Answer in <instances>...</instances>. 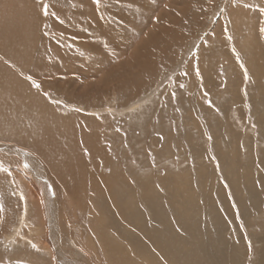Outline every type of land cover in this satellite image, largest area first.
I'll use <instances>...</instances> for the list:
<instances>
[{"label": "rangeland", "instance_id": "obj_1", "mask_svg": "<svg viewBox=\"0 0 264 264\" xmlns=\"http://www.w3.org/2000/svg\"><path fill=\"white\" fill-rule=\"evenodd\" d=\"M19 1H22V0H7V1L0 0V7H1L0 34H2L3 32L4 33L7 32L12 35V33L15 31L14 27L16 26V24L15 26L13 25L7 26L8 27L7 29L5 27V24L3 23L13 21V18L15 21L18 18L16 22L19 20L22 23L23 27L27 25L24 31H25V34H28L29 36V39H27L28 36H26V39L22 42V44L27 45L28 43L29 47L30 46L33 47L35 46V44L39 45V43H45L46 47L45 46L44 47L45 49L47 48L50 53H48L46 49V53L43 54L41 58L42 62H44L45 64L43 67L42 66L36 67L34 66L35 64V61H33L34 59L31 61L32 65L30 67H27V70H28L27 72H30L28 73V75L32 78L31 80L28 79L29 77L28 75L27 76L12 75L11 77L13 79L10 77L11 82L3 81L2 82L3 84L2 83L1 84L4 87L12 84L11 87H15V90L19 87L18 89L19 90L21 89V92L25 90L27 91L28 89L29 93H32V95L37 94L41 96V99L44 100V101H41V103L43 102L44 103L41 104L43 105L42 108L37 109L38 108L37 107L35 109L37 110L36 111L37 113L35 111L33 113V110H25L29 108L27 104L25 106L18 105L19 108L17 106L16 107L14 106L15 108L13 109L15 111L12 109L11 111L10 110L5 111L4 110L6 109L5 107L3 109L0 107L1 109L0 114L2 112L5 115V117L3 114L0 115V127H1L0 129H2L0 131H4V132L14 131L13 133H16V134L18 133V134H28L29 135L31 132L33 131L35 132L33 128L36 129L37 127H39L41 129H38V130L36 129V131L39 133H41L40 131H42V135L44 134V136H48L49 130H50V133H55V131L59 129L60 122H66L65 121L66 119H71L72 117H74L72 115L76 113L77 110H79L81 112L86 113V115L89 116L92 120L97 121L98 123L97 125L100 126V132H102L101 134H103V138H105L104 136H106L105 141L107 142L109 146V150L113 151V152L110 151L111 156H112L111 158L112 162H116L117 164H119L120 169H123V170L125 169L126 171L128 169L127 174H129L130 176L133 174L132 176L136 178L137 173H139L138 176L142 174L141 177L139 176V178L151 177L152 175L153 176H162V175L164 176V175H167V173L169 172L170 176L172 174L170 178L172 179L173 177L174 179L172 180L174 182V180L177 179L176 176L180 174L179 172H181L180 174L181 178L179 181L181 186L191 185L190 180L191 182L192 180H194L193 183L197 185L198 183L197 181H200L201 177L197 176L200 174H198V172L196 174V172L194 171H195V168L198 166L197 164H199L200 166H203L205 168L204 169L205 172H207L208 170L209 177L212 178L210 179L213 180V182L215 181V187H216L215 193L222 202H224V200L226 199L223 197L221 193L222 189L225 190L224 181H226V179H224L222 175L223 172L221 169V164L218 162L219 159L223 158L224 160L227 161L229 160V158L235 157L236 159V157L237 158L239 157L240 162L243 165V170H244L245 160L249 161V164L246 166H251V165L257 164L259 159L261 160V158L264 157V127H263L264 123H262L264 122V116H263L264 115V0H229V1L226 0V2H222L225 0H199V1L183 0L184 3H181L179 5L175 4V2H172L171 0H147V1L142 0L140 4H137L136 11L133 14L131 13V11L129 12L131 8H129V6L125 5L124 3H121L120 5H118L119 3H117V1L116 2L107 1L106 3V0H101V4L99 5V8L100 9L102 8L101 11L104 14V17L107 20V22L108 23L110 22L111 24L110 23L109 24L112 27H114V29H116V32L119 34V40H120L118 41V38L117 40H115L113 38L110 39L107 37L105 39H108V40H106L104 43L102 42L101 44L103 49H98V50H101L99 52H101V54L104 55L105 57L104 59H106V63L109 62L110 65L108 66L110 67L111 65L113 66L115 64H121L123 63V61L129 60L131 51L133 54L135 45L139 44L140 42H142L144 38L147 37V32L149 30L154 28L153 30L150 31L151 33L153 31L158 32L159 29H162L161 27L163 24L160 22L157 23L156 21L159 15H163L164 17L167 16L166 17L168 18L167 21H170L169 25L173 27L174 32H172L169 35L163 34L162 36L164 37L161 36L158 44H161L162 46L166 47V48L161 47L163 48L162 50L164 52L159 50L158 45H155V46H150L151 52L149 51L147 53L149 54L150 59L148 56L146 58L150 60V63L152 65L157 63L154 65L156 66V69H157V70L156 69L154 70V73H157L156 75L153 72H151L150 74H147V73L144 74L143 71L135 69V72L131 74V77L127 78L126 71L125 72L120 71L121 75H119L120 72L119 73L117 72L116 75L114 74L113 79L110 81L113 84L110 87L114 86L113 88L115 87L117 88V95L114 96V102L111 103L109 102V100L104 98L100 102L89 100V104H81V105L69 99L68 96H64V94H62L61 92L59 93V91L55 89L57 88L56 85L58 84L64 85L65 84L64 82L71 81V79H73V76H75L79 72L78 69L74 67L73 68L70 67L72 66L70 65L71 62L67 60L66 57H62L60 60L61 55H58V52L60 53V51H63V50L59 48V45L57 44V40H64L65 38L64 40L65 42L71 43V40H72L71 34H73L71 32H77V30H78V33L81 32L80 36H82V33H83L82 29L84 30L83 23L86 24V19L88 20L89 17H83L80 13L73 14V12H71V10L73 9V6H76V4H78L76 0L75 2H73V0H70V1L69 0H66V1L64 0H27V2L26 0H23V2H26L25 4H22L23 2L20 3ZM17 2L19 3L17 4ZM38 2H42L43 5L44 4L48 5V10L50 12L49 15L45 17V15L42 14L43 8L37 9L35 7V3H38ZM198 2H201V4L198 5L199 4ZM186 3L188 5L190 4V7H191V11H189L188 16L186 14H180L182 10L177 15L175 14L165 15L167 14L166 12L168 10V7L170 8L175 7L177 10H179L181 9V7H184V4ZM78 6L81 7V5L79 4ZM62 8L64 9V12ZM207 8L208 10H206ZM106 10H110V11L119 10L122 12L120 13L121 15L119 13L115 15V14H110L106 12ZM194 12H197V13H194ZM30 13L33 15H31ZM68 13L70 14L68 15ZM38 15L41 18L43 17L44 21L45 19L47 21V22L46 21L44 22L42 20L43 22L42 21L40 22L41 25H40L39 30L35 29L34 28L35 26L33 27L34 22L32 21V17L38 16ZM127 15L130 17H128ZM146 15L148 16L146 17ZM189 15L192 18H194V16H197L198 17L197 23L195 21H192ZM39 16L38 18L40 19ZM220 16H223L224 18ZM10 17L12 20L10 19ZM113 17L117 20L118 22L117 24L113 23V19H114ZM139 17L140 18L143 17V18L140 19ZM48 18L49 19L51 18L50 19L51 21ZM124 18L125 20H123ZM219 18L222 21L221 20L218 21L217 19ZM118 19H121V21H119ZM126 19L128 21H126ZM23 20H25L26 22ZM220 21L222 22V24H220L221 23ZM47 23L48 24L50 23L52 27L48 25ZM119 24L123 28L120 27ZM37 25L38 23H36V26ZM155 25L157 26L154 27ZM58 26H60V28ZM9 27L12 30H10ZM60 30L63 33L66 32V34H62V32H60L61 33L60 34L58 32ZM9 31H11L12 33ZM38 32L40 33L38 34ZM161 32L163 31H160V34ZM84 33H85V30H84ZM173 33L181 34L180 37L181 38L184 37L183 41L178 40L177 41L178 43H176L175 38L171 36V35H174ZM32 36L34 38H32ZM79 40H81V42H84L83 39H79ZM168 41L169 42L172 41L173 43L171 44ZM126 43H130L129 44L130 48L128 47L129 45L127 46ZM243 43L245 44L244 45L245 49L243 47ZM248 43H250L251 46L250 45L247 46ZM120 44L121 45L123 44L122 47H119L121 46ZM0 46H1V41H0ZM200 46L201 47L203 46V47L201 48ZM76 47L78 48L80 47V45L77 44ZM207 47H208V50H207ZM98 48H101V47H98ZM56 49H59V50H56ZM88 49L89 48L87 49L83 48L82 50H84V52L86 53L87 52L89 53ZM198 49L200 50L201 53H198L199 52ZM26 52L30 53V50ZM212 53L214 55H212ZM161 54H163L164 56ZM198 54H199V57H198ZM206 54L208 55V57ZM224 54L227 56H225ZM127 55L129 57H127ZM203 55L206 56V58H204ZM65 56H68V55H65ZM209 56L210 57L214 56V57L210 58ZM207 58L211 61H208ZM200 60H202L203 63H205V65L203 63H202L203 65L200 64L201 63ZM55 62L57 63L56 66L58 65L57 68H55ZM197 63H199L202 66H199ZM58 67L60 68V70ZM44 68L50 73L47 72ZM197 68H198V71H196ZM29 69L31 71H29ZM56 69H58L60 72ZM245 69L247 70L246 72H245ZM54 70L56 72H54ZM39 71H40V74H39L40 77L42 76V74H44L43 77H41L42 79L40 77L38 78L37 73H39ZM130 71L132 72L134 71V69ZM185 73H187V75H185ZM198 73L199 75H196ZM64 75L66 78L64 77ZM25 78H26V81H25ZM95 78L96 76L92 75V79L95 80ZM144 79L147 81H145ZM116 80L119 83L117 84L113 83V82H116ZM33 81H35V83H38L39 85L41 84L40 85L41 88L39 89L36 88L34 86ZM124 81L126 84H124ZM24 82L25 83L27 82V84L25 85ZM98 83L99 82H97V84ZM122 83L124 84V87ZM137 83L141 85V90L136 93L135 84ZM22 85H24L25 88ZM66 86L67 87L65 89L67 90L69 89L70 84L67 83ZM37 90H39V92ZM27 93L28 92H25L27 96L23 95V96H26L27 98V99H24L25 101L28 100L29 93L28 94ZM45 93H47V95H45ZM173 93H175V95H172ZM121 94L122 95L125 94L126 97L123 99V96ZM132 94L135 97L132 98L131 97ZM255 95L256 97H254ZM261 95L262 97H260ZM132 104L140 105V106H138L139 109L137 108L136 111L133 112L132 115H130V112L132 111H130L129 108L127 107L128 106L130 107V105ZM50 107L52 111H54V114H52L53 118H52V115H48V114H51ZM43 108H45V110ZM18 109L20 110L21 115ZM121 109H124V110H121ZM47 111L49 113H47ZM119 111L122 112L123 114L119 113ZM10 113L11 115H9ZM16 113L19 116H17ZM6 114H7V117H6ZM37 114L39 117H37ZM32 115L36 117H33ZM183 115H185V118L187 119L183 120L184 119L182 118ZM57 116H59L60 118L59 117L57 118ZM192 116L194 118H192ZM61 117L64 118L65 120L64 119L61 120L62 119ZM220 117L222 120L220 119ZM22 118L25 120V123ZM49 118L50 119L52 118L51 121H49L50 120ZM108 118H111V119L109 120ZM53 119L54 121H52ZM58 119H59V122H58ZM41 120H43L44 122H42ZM18 121H21V123ZM29 121H30V125H29ZM109 122H111L110 124L112 123L113 124L109 125ZM100 123L101 124L104 123L105 126L103 124L100 125ZM184 124H186L187 126H183ZM258 124H259V127H258ZM3 125L6 127H4ZM151 125H152V128L150 129ZM14 126H16L17 129ZM30 126L32 127V129ZM56 126L58 127L56 128ZM156 126H159V127H156ZM8 127L10 128L9 130H8ZM154 127H156L157 130L154 129ZM179 131H181L182 134ZM213 131L216 132L215 133L216 135H218L216 136L217 138L214 137L215 134ZM229 132L231 133L230 135H229ZM47 133L48 135H46ZM179 134H181L180 136H183V137L182 138L179 137ZM224 136H227V137L225 138ZM147 137L148 139H146ZM222 138L225 140H223ZM183 139H186V140H183ZM212 139L215 142H213ZM216 142L218 143V145H216L217 144ZM220 142L223 143L221 144L222 146L220 145ZM225 143L226 144L228 143L227 144L228 147ZM125 146L127 147V150H125L126 148ZM215 146L217 147L215 148ZM17 147H19L20 149L22 148V149L29 150L30 151L29 153L33 151L30 148L19 144L16 140L8 139V138L0 139V148H1L0 149V159H3L5 162H8L9 164H12L11 169H13L14 172H16V175L14 173L12 174L13 176L11 175L9 178L0 177V186H1L0 204H2L4 208V212L3 210L0 211L1 212L0 218H2L0 219V264H17V263L30 264L32 261L36 262L37 264H59L58 259L52 260L53 256L49 252L50 250L48 251L44 250L41 247L43 246V244L39 242V240L43 241L44 238H48V237L51 238L50 229H52L51 228L52 226L49 224L51 220L49 218L50 216L48 215L49 209H47V204H49L50 202L46 199L48 194L47 195L45 194L47 193V190L46 188H43V186L37 184L39 189L42 191L41 195L39 196L38 201L31 200L32 198L29 197V192L31 191L33 187L30 186V181L33 180L34 183L35 182L37 183V181L35 180V174L29 171V169H27L23 165L25 164L24 163L25 157L23 154H21L22 152H19V150H16ZM191 147H194V148H191ZM164 149H167V150H164ZM156 150L159 152L161 151L160 152L161 154L159 152L156 153ZM168 150H171V151H168ZM189 150L190 151L192 150V153ZM193 150L195 151V154L193 153L194 152ZM232 150H233V153H232ZM187 151L190 152V156H189V152ZM181 152H184V153H181ZM223 152L224 154L225 153L226 154L224 155ZM172 155L174 156L171 157ZM218 156H220V158H218ZM123 162H125L126 164ZM127 164L131 165V167L129 166L130 169H132L133 165H136V166L138 165L137 167L133 166L136 173L133 169H132L133 171L130 170ZM121 165H123L124 168ZM44 166L47 167L45 162H43V167ZM258 168L259 169L261 168L260 164H258ZM130 171L134 173H130ZM185 172L187 173V176L185 175L186 174ZM163 173H166V174H163ZM232 175L234 178L237 177L236 173L234 172H232ZM192 176H194L193 179H192ZM170 178H168L166 181L168 180L170 181ZM19 180H21L24 183H22ZM42 180H45L46 183H51L50 181H46L47 179L44 177L42 178ZM2 181L4 182V186L2 184L3 183ZM8 181L9 183H7ZM5 183H6V186H5ZM23 184H25V186ZM258 187H260L259 192L261 193V198L264 200V182L259 183ZM50 189L51 188H49V192L51 193L50 196L56 201V205L54 204L53 205L54 207L51 208V213H53V215L55 214L53 216L52 221L54 222V224L57 223V227L59 228L58 232L61 235V236L59 235L60 236L59 238H60V243L62 246L60 248H61V251L63 252L62 256L66 258L67 260L68 259L73 260L74 262L78 261L79 264H125V263L126 264L127 263L128 264H170L168 260L162 259L159 253L155 251L154 253L149 251L150 254L149 253L141 254L139 255L140 256L139 257L138 255L134 256L132 253V250L130 251L129 248H127L129 250V253L127 249H125L127 253L121 254L125 257L128 254L127 258L116 259L112 257V255H109L110 253L108 249L104 246L103 240L105 241L106 237L104 238L103 236H105L104 235L105 233H104L103 228L99 227L98 222L96 223L97 216H96V211L94 210V208L91 211L89 209L82 207V205L78 204V202L74 200H73V204L75 202L77 203L73 205L72 204L73 198L68 196V194L65 193L64 190L62 191L63 193H61L62 195L59 194L58 196V192L56 193L53 188H52L53 190L52 189L50 190ZM239 191L233 188L230 194L234 196V198H237L239 196L243 197L245 200H247L248 206L251 205L250 199L252 198H250V193L247 190H245L244 194L239 195L238 194ZM224 192H225L224 194L226 195V191ZM2 193L4 194V196ZM6 194H8L7 196L9 197L11 196L10 197L11 200L9 199V203H7V205L5 203V198H4L6 197ZM66 200H68V202ZM260 201L262 203L258 204L255 207V212L250 211V210L245 211L246 212L245 217L248 218V222L246 221L247 219L243 216L242 210L240 211L241 208L237 206L238 204L237 205L234 204V200L231 205V208H229L230 209L229 214L231 217L230 220L233 223L231 221L230 222L228 221V223H226L225 233L223 236L224 238L227 236L228 238L231 239L232 243L234 244L236 252L239 255H241L239 258L242 261L241 264H257V260H259L261 256V252L263 251L264 240H260V236H264L263 234L264 233V201H262L261 199ZM16 202L19 203L17 205V208L14 207V204ZM5 207H7V209ZM8 207H11V208H8ZM238 213H239L240 218L237 217ZM8 215H11V217ZM8 217L9 219H11V221H9ZM20 219L21 221L22 220L26 221L24 224L25 226L23 225L19 227L20 231L19 233H16L15 230L16 228H18L17 226L21 222ZM94 231H96L97 233ZM33 245H35V247H33ZM129 256L130 257L132 256L134 260L133 259L130 260L131 258ZM113 258L116 260H114ZM178 258L179 259L172 260L171 263L173 262L172 264H176V263L182 264L180 262H182L183 258L181 257L180 254H178ZM136 260L137 262L134 263L133 261H136Z\"/></svg>", "mask_w": 264, "mask_h": 264}, {"label": "bare ground", "instance_id": "obj_2", "mask_svg": "<svg viewBox=\"0 0 264 264\" xmlns=\"http://www.w3.org/2000/svg\"><path fill=\"white\" fill-rule=\"evenodd\" d=\"M64 1H66V0H64ZM76 1L79 5H81L82 8L80 6H78V4L75 3L76 6L72 5L73 9L71 10V12H73V14L80 13L83 17H89L88 20L86 19V24L83 23L84 24L83 28L85 30V33H84L83 29H82V31H83L82 36H80L81 32L78 33V30H77V32H71V33H73V34H71V39H72L71 43L65 42L64 41L65 38H64V40H57V44L59 45V48H61L63 50V51H60V53L58 52V55H61L60 60L62 57H66L67 60H69L71 62L70 65H72V66H70V65H68V66L78 69L79 72H78V74H76L77 76L74 74L75 76H73V79H71V81H68V82L63 81L65 83L64 84L65 86L62 84L61 85L58 84V85H56L57 88H55V89L58 90L59 93L61 92L62 94H64V96H68L69 99H71L72 101H75L76 103H79L80 105L81 104H89V100L100 102L104 98L109 100V102L112 103V102H114V96L117 95V88L116 87L113 88L114 86L110 87L111 85H113L110 81L113 79L114 74L116 75L117 72L119 73L120 71H124V72L126 71L127 72L126 77L130 78L131 74H133L135 72V69L143 71L144 74H146V73L150 74L151 72L154 73V70L156 69V66H154V65L157 63L154 62L155 63L154 65H152L150 63V60H149L150 57H149V54H147L150 51V46L158 45L159 50L164 52L162 50L163 48H161V47H165V46L158 44L160 41V38L163 34H165V35L171 34L172 32H174V29L171 25H169L170 21H167V19H168V18H166L167 16L164 17L163 15H159L157 17L156 21H157V23L160 22L163 24L161 27L162 29H159L158 32L153 31L154 33L153 32L150 33V31L153 30L154 28L149 30L147 32V37L144 38L142 40V42L135 45L134 50H133V54L131 51L130 57L127 55V57H129V60L123 61V59H122L123 63L115 64L113 66L111 65V67H110V66H108V65H110L108 60H107L108 63H106V59H104L105 58L104 55H102L101 52H99L101 50H98V49H103L101 44H102V42L104 43L106 40H108V39H105L107 37L110 39L113 38L115 40H117V38H118V41H120L119 40V34L116 32V29H114V27H112L110 25L111 23L109 22L110 23L109 24L107 22V20L104 17V14L101 11L102 8L100 9L99 5H96L94 3V0H76ZM107 1L108 2H116L117 1V3H119L118 5H120L121 3L128 5L129 8H131V10H129V12L131 11L132 14L136 11L137 4H140L142 2V0H106V3H107ZM171 1L175 2V4H178V5L181 3H184L183 0H171ZM171 1H169V2H171ZM197 1H199V0H197ZM13 2H12V4H13ZM19 2L22 3L23 0L19 1ZM19 2H17V4ZM26 2H27V0H26ZM26 2H23L22 4H25ZM42 2L35 3V7L37 9L43 8ZM73 2H75V0H73ZM222 2H226V0L222 1ZM198 3H199L198 5L201 4V2H198ZM205 3H206V1H205ZM1 5H3V4H1ZM14 5H15V3H14ZM178 5H176V6H178ZM222 6H224V5H222ZM225 6H227V5H225ZM0 10H1V7H0ZM110 10H106V12H108L110 14H115V15H117V13L120 14L122 12L119 10H114V11H110ZM206 10H208V8ZM189 11H191L190 4L188 5L186 3V4H184V7H181V9H179V10H177L175 7H171V8L168 7V10L166 12L167 14H165V15H171V14L177 15L180 12V14H186L188 16ZM14 12H16V11H14ZM32 12H33V10H32ZM63 12H64V9H63ZM63 12H61V13H63ZM38 13H40V12H38ZM194 13H197V12H194ZM69 14L70 13H68V15ZM136 14H138V13H136ZM31 15H33V14H31ZM199 15H200V13H199ZM38 16L32 17V21L34 22V25L33 24L32 25H33V27L35 26L34 28L37 30H39V28H40V25H41L40 22L42 20L44 21L43 17L41 18L39 16L41 19L40 20L38 18ZM125 16H126V14H125ZM147 16L148 15H146V17ZM78 17H80V16H78ZM128 17H130V16H128ZM144 17H145V15H144ZM189 17L192 21H195L197 23V21H198L197 16H194V18H192L189 15ZM220 17H223V16H220ZM136 18H138V17H136ZM141 18H143V17H141ZM10 19H11V17H10ZM131 19H129V20H131ZM16 20L14 21V18H13V21H9V19H8L9 22L3 23V24H5V27L7 29H8L7 26H10V25L15 26V24H16V26L14 27L15 31L13 33L11 31H9L12 33V35L7 33V32H5L6 34L4 32L2 34H0V41H1V46H0V103H1V105H0V107L2 109L5 107L6 108V109H4L5 111L6 110L11 111V109L14 110L13 108H15L16 106L19 108L20 105L25 106L27 104V106L29 108L25 109L27 107L26 106L24 109L25 110H33V113H34V111L35 112L37 111V110H35L37 107H38L37 109L43 107V105H41V104H43L44 102L41 103V101H44V100L41 99V96H39L37 94L32 95V93H29L28 89H27V91L25 90V91L21 92V89L19 90L18 89L19 87H18L15 90V87H11L12 84L7 85L6 87H4L2 85L3 81L9 82L10 79L12 78L11 77L12 75H15V76L25 75V76H27L28 73H30V72H27L28 71L27 67H30L32 65L31 61L33 59H34L33 61H35L34 66H36V67L42 66L43 67L45 65L44 62H42V60H41L43 54L46 53V49H47V48L45 49V47H46L45 43H39L40 46L38 44L37 45L35 44V46H33V47H31V46L29 47L28 43H27L28 46L25 43H24L25 45H23L22 42L26 39V36H28V34H25V31H24V29L27 25L25 27H23L22 23L19 20L16 22ZM118 20L121 21V19H118ZM123 20H125V18ZM176 20H178V19H176ZM217 20L219 21L221 19L219 18ZM23 21H25V20H23ZM45 21H46V19H45ZM126 21H128V20L126 19ZM139 21H141V20H139ZM36 23H38L37 26H36ZM113 23H116V24L118 23L115 18L113 19ZM29 24H30V22H29ZM124 24H126V23H124ZM133 24H134V22H133ZM220 24H222V22ZM48 25H50L52 27V25L50 23ZM119 26H120V24H119ZM156 26L157 25H155L154 27H156ZM58 27L60 28V26H58ZM120 27H122V26H120ZM159 28H160V26H159ZM9 29L12 30L10 27H9ZM56 29H57V27H56ZM71 29H73V28H71ZM220 29H221V27H220ZM222 29H223V27H222ZM160 31H163V32H161V34H160ZM58 32L60 33L62 31L60 30ZM39 33L40 32H38V34ZM55 33H57V32H55ZM67 33H69V32H67ZM62 34H66V32L65 33L62 32ZM180 35L181 34L178 33V34H174L171 36L174 37L176 43H178L177 42L178 40L183 41V39H184V37L181 38ZM162 37H164V36H162ZM32 38H34V37L32 36ZM27 39H29V36ZM79 39H83L84 42H81V40H79ZM112 42H114V41H112ZM49 43H51V42H49ZM169 43L172 44L173 42L171 41ZM77 44L80 45V47L77 48L76 47ZM126 44L128 46L130 43H126ZM122 45L119 47H122ZM244 45L245 44L243 43V47L245 49ZM248 45H250V43H248L247 46ZM98 47H101V48H98ZM128 47L130 48V45ZM83 48H85V49L89 48L88 49L89 53L84 52V50H82ZM210 49H211V47H210ZM28 50H30V53L26 52ZM56 50H59V49H56ZM170 50H171V48H170ZM207 50H208V47H207ZM47 51H48V53H50L48 49H47ZM198 51H199L198 53H201L199 49H198ZM201 51H202V49H201ZM62 52L68 56H65ZM152 52H154V51H152ZM171 52H172V50H171ZM256 52H258V51H256ZM116 53H118V52H116ZM121 53H122V51H121ZM161 55H163V54H161ZM212 55H214V54L212 53ZM147 56L149 57V59L146 58ZM225 56H227V55H225ZM198 57H199V54H198ZM207 57H208V55H207ZM213 57H210V58H213ZM204 58H206V56H204ZM108 59H110V58H108ZM200 61H201V63H200ZM200 61H199V63L202 64L203 61L202 60H200ZM208 61H211V60L208 59ZM199 63H197L199 66H202L203 64L205 65V63H203L202 65H200ZM208 63H210V62H208ZM56 64L57 63L55 62V68H57V66H58V65L56 66ZM199 66H198V68H199ZM31 69H33V68H31ZM46 69H47V67H46ZM132 69H134V71L131 72L130 70H132ZM56 70H58V69H56ZM59 70H60V68H59ZM29 71H31V70L29 69ZM34 71H35V69H34ZM41 72H42V70H41ZM47 72H49V71H47ZM54 72H56V71L54 70ZM92 72H94V73H92ZM37 74H38V78H39L40 77L39 76L40 71ZM45 74H46V72H45ZM154 74L156 75L157 73H154ZM43 75L44 74H42L41 77H43ZM66 75H68V74H66ZM92 75L96 76L95 80L92 79ZM119 75H121V72ZM196 75H199V73ZM206 75H207V73H206ZM64 77H65V75H64ZM203 77H205V76H203ZM26 78H25V81H26ZM21 79H23V78H21ZM145 81H147V80H145ZM149 81H150V79H149ZM43 82H44V80H43ZM97 82H99V83L97 84ZM20 83H19V85H20ZM45 83H46V81H45ZM67 83L70 84V87H69V89L66 90L65 88L67 87L66 86ZM113 83L117 84L119 82L116 80V82H113ZM26 84H27V82L25 83V85ZM124 84H126L125 81H124ZM124 84H123V87H124ZM28 85H29V83H28ZM189 85H191V84H189ZM22 86L24 87V85H22ZM143 86H145V85H143ZM30 88H31V86H30ZM42 88H43V86H42ZM135 89H136V93H137L138 91L141 90V85H139L138 83L135 84ZM34 91H35V89H34ZM37 91L39 92V90H37ZM25 92H28L29 96H30V97L28 96V100H26L27 102L24 100V99H27L26 98L27 95L25 94ZM115 92H116V94H115ZM23 95H26V96H23ZM121 95H119V96H121ZM122 96H123V99L126 97L125 94ZM131 97L133 98L135 96L132 94ZM254 97H256V95ZM260 97H262V95ZM128 105H129V103H128ZM141 105H142V103H141ZM138 106H140V105H133L132 104V105H130V107L129 106L127 107V108H129L130 111H132V112H130V115H132V113L136 111ZM51 107H50V109H51ZM43 109L45 110V108H43ZM121 110H124V109H121ZM229 110H230V108H229ZM19 112H20V110H19ZM47 113H49V112L47 111ZM119 113L123 114L120 111H119ZM1 114L4 115V113H2V112H1ZM52 114H54V111H52V109H51V114H48V115H52ZM59 114H61V113H59ZM9 115H11V113ZM20 115H21V112H20ZM22 115H24V114H22ZM75 115H76V117H75ZM17 116H19V115L17 114ZM28 116H29V114H28ZM59 116H61V115H59ZM59 116H57V118ZM72 116H74V117H72ZM72 116H71L72 118L70 117L71 119H66V120L61 117L62 118L61 120L64 119L66 122H60L59 129L56 130L57 132L54 130L55 133H50V130H49V132H48L49 135H48V133L46 134L48 136H44V134L42 135V131H40L41 133L37 132L36 129L37 130L41 129L39 127H37L36 129L33 128V130H35V132L34 131H33L34 133L31 132L29 135L28 134H18V133L16 134V133H13L14 131L13 132H11V131L10 132L0 131V139L1 138L13 139V140H16L19 144L26 146V147L30 148L31 150H33L31 153H29L30 151L26 150V149H22V148L20 149L19 147H17V149H16V150H19V152H22L21 154L24 155V157H25L24 163L25 164L27 163L29 165L26 168L35 174V180L37 181V183L35 182L36 183L35 184L33 182V180L30 181V186L33 187L31 189V191L29 192V197L32 198L31 200L38 201L39 196L41 195L42 191L39 189L37 184L43 186V188H46V190H47V193H45V194L46 195L48 194L46 199L50 202L49 204H47V209H49L48 215L50 216L49 218L51 220L49 222V224L52 226L51 227L52 229H50L51 238H49V237L44 238L43 241H45V242L40 241V240H39V242H41V244H43V246H41V247L44 250H47V251L50 250L49 252L53 256L52 260L58 259L59 264H79L78 261L74 262L73 260H69V259L67 260L66 258H64L62 256L63 252L61 251V248H60L62 246H61L60 238H59L61 235L58 232L59 228L57 227V223L54 224V222L52 221L53 216L55 214L53 215V213H51V208L54 207L53 206L54 204L56 205V201H55V199L51 198V196H50L51 193L49 192V188H51V189L53 188L56 193L58 192V196H59V194L62 195L61 193H63L62 191L64 190L65 193L68 194V196L73 198L72 204H73V200H74V201H77L78 204L82 205V207H84L86 209H89L92 211L94 208V210L96 211V216H97L96 223L98 222L99 227L103 228L104 233H105L104 234L105 236H103L104 238L106 237L105 241L103 240L104 246L108 249V251L110 253V254L109 253L108 254L112 255V257H114L116 259L127 258L128 254L126 257L121 255V254H123V253L126 254L127 252L125 251V249L129 248L130 251L132 250V253L134 256L135 255L139 256L141 254H148V253L150 254L149 251H151L153 253H154V251L158 252L159 255L161 256V258L164 260L165 259L168 260L170 264L173 263V262L171 263L172 260L179 259L178 254H180L181 257L183 258L182 262H180L182 264H241L242 261L239 259L241 255H239L236 252L234 244L232 243L231 239L228 238L227 236L224 238L223 235L225 233L226 223H228V221L229 222L231 221L230 220L231 217L229 214L230 213L229 208H231L233 200H234V204L235 205L238 204L237 206H239L241 208L240 211L242 210L244 217H245V213H246L245 211L246 210L247 211L250 210V211L255 212V207L258 204L262 203L260 201V199L262 201H264L261 198V193L259 192L260 187H258L259 183L264 182V157L261 158V160L259 159L257 164H255V165L250 164L251 166H246L249 164V161L245 160L244 161V170H243V165L240 162L239 157L238 158L236 157V159H235V157L229 158V160H227V161L224 160L223 158L219 159L218 162L221 164V169L223 172V174H222V172H221V174L223 175L224 179H226V181H224L225 190H223V189L221 190L223 197L226 199L224 200V202H222L217 197V195L215 193V188H216L215 187V181L213 182V180H211L212 178L209 177L208 170L206 169L207 172H205L204 171L205 168L203 166H200L199 164H197L198 166L195 168V171H194V172H196V174L198 172V174H200V175H197V176L201 177L200 178L201 182L197 181L198 182L197 185L193 183L194 180H192V182L190 180L191 185L181 186L180 182H179L180 178H181V175H180L181 172H179L180 174L177 175L178 177L176 176L177 179H175L174 182L172 180L174 178L173 177H172V179L170 178L172 176V174L170 176L169 172L168 173L166 172L167 175H164V176L163 175L162 176H153L152 175L151 177L139 178V176L141 177V175H142L141 174L138 176L139 173H137L138 178L137 177L134 178L132 176L133 174L130 176L129 174H127L128 169L126 167L125 168L127 169V171L124 169L125 170V172H124L123 169H120L119 164H117L116 162H112V160H111L112 156H111V152H110L112 150H109V146H108L107 142L105 141L106 136H104L105 138H103V134H101L102 132H100V126L97 125L98 124L97 121L92 120L89 116L86 115V113L81 112L79 110H77V112L74 113ZM255 116H256V114H255ZM263 116H262V118H263ZM4 117H5V115H4ZM6 117H7V114H6ZM22 117H24V116H22ZM33 117H36V116H33ZM37 117H39L38 114H37ZM11 118H12V116H11ZM52 118H53V115H52ZM55 118H56V116H55ZM182 118H184L183 120L187 119V118H185V115H183ZM192 118H194V117L192 116ZM51 119L49 121H51ZM108 119L110 120L111 118H108ZM220 119H221V117H220ZM29 120H31V119H29ZM255 120H257V119H255ZM41 121L44 122L43 120H41ZM52 121H54V119ZM127 121H128V119H127ZM18 122L21 123V121H18ZM56 122H57V120H56ZM58 122H59V119H58ZM233 122H235V121H233ZM5 123H7V122H5ZM24 123H25V120H24ZM110 123L111 122H109V125L113 124V123L112 124H110ZM262 123H264V122H262ZM102 124L104 125V123H102ZM102 124L100 123V125H102ZM29 125H30V121H29ZM183 126H187V125L184 124ZM188 126H190V125H188ZM4 127H6V126H4ZM14 127L16 128V126H14ZM57 127L58 126H56V128ZM156 127H159V126H156ZM156 127H154V129H156ZM258 127H259V124H258ZM260 127H261V125H260ZM263 127H264V125H263ZM151 128H152V125H151L150 129ZM9 129L10 128L8 127V130ZM28 129H29V127H28ZM31 129H32V127H31ZM106 129H107V127H106ZM116 129H117V127H116ZM0 130H2V129H0ZM158 130H159V128H158ZM217 130H215V131H217ZM5 131H6V129H5ZM44 131H45V129H44ZM179 132L181 133V131H179ZM45 133H46V131H45ZM215 133L216 132H214V134ZM181 134H179V137L182 138L183 136H180ZM230 134L231 133L229 132V135ZM26 135H28V136H26ZM141 135H143V134H141ZM15 136H16V138H15ZM148 136H150V135H148ZM216 136H218V135L215 134L214 137H216ZM224 137L226 138L227 136H224ZM166 138H167V136H166ZM146 139H148V137ZM146 139H144V140H146ZM183 140H186V139H183ZM223 140H225V139H223ZM212 141H213V139H212ZM213 142H215V141H213ZM221 142H223V141H221ZM221 142H220V145L223 144ZM166 143H167V141H166ZM146 144H148V143H146ZM171 144H172V142H171ZM194 145H195V143H194ZM216 145H218V143ZM14 146H16V145H14ZM164 147H165V145H164ZM216 147L217 146H215V148ZM227 147H228V145H227ZM187 148H188V146H187ZM191 148H194V147H191ZM7 150H8V148H7ZM125 150H127V147L125 148ZM164 150H167V149H164ZM168 151H171V150H168ZM189 151H187V152H189ZM158 152L159 151L156 150V153H158ZM190 152L192 153V150ZM190 152H189V156H190ZM181 153H184V152H181ZM193 153L195 154V151ZM232 153H233V150H232ZM166 154H167V152H166ZM223 154H224V152H223ZM127 155H129V154H127ZM233 155H235V154H233ZM173 156L174 155H172L171 157H173ZM229 156H227V157H229ZM183 157H184V155H183ZM218 158H220V156H218ZM0 162H1V164H0V177L9 178L14 173L16 175V172H14V170L11 169L12 164L5 162L3 159H0ZM43 162H45L47 167H45V166L43 167ZM123 163H125V162H123ZM25 164H23V165L25 166ZM258 164H260L261 170L258 168ZM127 165H128V167L129 166L131 167V165H129V164H127ZM121 166L124 168L123 165H121ZM133 166H136V165H133ZM133 166H132V169L134 170ZM146 166H147V164H146ZM130 167H129V169H130ZM132 169H130V170H132ZM136 170H138V169H136ZM232 172L236 173L237 177L234 178L232 175ZM130 173H134V172L130 171ZM135 173H136V171H135ZM166 173H163V174H166ZM175 174H177V173H175ZM185 175L187 176V173ZM149 176H150V174H149ZM194 176H192V179ZM19 177H21V176H19ZM43 177L47 179L46 181H50L51 183H46L45 180H42ZM168 178H170V181L169 180L166 181ZM197 180H198V178H197ZM19 181H21V180H19ZM7 183H9V181ZM22 183H24V182H22ZM2 184L4 186V182ZM17 184H19V183H17ZM34 184H35V186H34ZM174 184H176V185H174ZM23 185L25 186V184H23ZM5 186H6V183H5ZM8 187H10V186H8ZM3 188H5V187H3ZM233 188L237 189L238 191L240 190L238 192L239 195L244 194L245 190H247L250 193V198H252V199H250L251 205L248 206L247 200H245L241 196L234 198V196H232L230 194ZM0 189H1V186H0ZM224 191H226V195L224 194L225 193ZM23 193H24V191H23ZM4 194H3V196H4ZM7 195L8 194H6V197H4L6 205H7V203H9V199L11 197V196L9 197ZM66 201L68 202V200H66ZM77 202H75V203H77ZM75 203L73 205H75ZM18 204L19 203L16 202L14 204V207L17 208ZM5 208L7 209V207H5ZM8 208H11V207H8ZM3 212H4V208H3ZM238 212H239V210H238ZM8 216L11 217V215H8ZM237 217L240 218L239 213H238ZM245 218L247 219L246 221L248 222V218L247 217H245ZM8 219H9V217H8ZM91 220H92V218H91ZM9 221H11V219H9ZM20 221H21V219H20ZM1 222H3V221H1ZM25 222L26 221L22 220L19 223V225L17 226L18 228H16V230H15L16 233H19V231H20L19 227L23 226L25 224ZM92 229H93V227H92ZM27 230H28V228H27ZM94 232H96V231H94ZM260 240H264V236H260ZM122 242H124V243H122ZM37 243H38V241H37ZM7 247H8V245H7ZM129 250L127 249L128 253H129ZM130 258H131L130 260L133 259L132 256ZM116 259H114V260H116ZM23 260H25V259H23ZM133 262L135 263V262H137V260L133 261ZM31 263L37 264L34 261H32ZM17 264H20V263H17ZM176 264H178V263H176ZM257 264H264V247H263V251L261 252V256H260L259 260H257Z\"/></svg>", "mask_w": 264, "mask_h": 264}, {"label": "snow or ice", "instance_id": "obj_3", "mask_svg": "<svg viewBox=\"0 0 264 264\" xmlns=\"http://www.w3.org/2000/svg\"><path fill=\"white\" fill-rule=\"evenodd\" d=\"M94 3L96 4V5H100L101 4V0H94ZM43 14L45 15V16H47V15H49V11H48V5L47 4H44L43 5ZM197 71H198V68H197ZM247 70L245 69V72H246ZM185 75H187V73H185ZM28 79H32L31 77H28ZM33 83H34V86L35 87H37V88H40V85L38 84V83H35V81H33ZM181 87H182V85H181ZM45 95H47V93H45ZM172 95H175V93H173ZM29 165L26 163L25 164V167H28ZM3 210V205L2 204H0V211H2ZM0 219H2V218H0ZM33 247H35V245H33Z\"/></svg>", "mask_w": 264, "mask_h": 264}]
</instances>
